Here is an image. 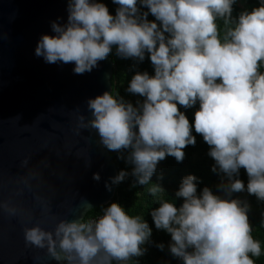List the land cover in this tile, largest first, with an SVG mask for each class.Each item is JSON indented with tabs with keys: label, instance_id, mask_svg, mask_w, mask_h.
Returning <instances> with one entry per match:
<instances>
[{
	"label": "clouds",
	"instance_id": "clouds-1",
	"mask_svg": "<svg viewBox=\"0 0 264 264\" xmlns=\"http://www.w3.org/2000/svg\"><path fill=\"white\" fill-rule=\"evenodd\" d=\"M113 3L115 15L99 0H68L67 23L53 22L55 35H42L35 48L47 63H74L78 75L91 72L113 48L118 56L141 62L149 54L154 75L136 72L127 88L143 101L134 106L105 91L86 101L91 118L79 115V128L95 130L109 151L126 152L131 175L145 186L160 161L173 156L182 162L183 149L195 144L193 125L178 105L187 109L198 102L195 132L210 148L212 170L227 178L222 190L228 196L245 191L236 178L243 168L247 193L264 201V0L237 18L232 16L236 0ZM149 12L159 24L147 19ZM128 174L120 171L112 184ZM93 179L99 181V174ZM195 180L183 178L176 192L184 198L180 207L159 198L160 206L151 211L155 227L171 235L170 252L183 264H256L253 257L262 249L252 236L248 203L222 198L208 187L197 195ZM148 192L157 197L164 189L152 184ZM0 207L16 212L7 204ZM101 209L96 218L61 219L52 230L25 227V242L66 264H127L144 255L148 223L116 202Z\"/></svg>",
	"mask_w": 264,
	"mask_h": 264
},
{
	"label": "water",
	"instance_id": "water-1",
	"mask_svg": "<svg viewBox=\"0 0 264 264\" xmlns=\"http://www.w3.org/2000/svg\"><path fill=\"white\" fill-rule=\"evenodd\" d=\"M67 8L68 0H0V204L16 210L0 207V264H64L26 244L24 228L85 218L116 193L112 156L78 121L91 118L88 99L112 92L111 58L78 75L74 63L35 55L42 35H55L52 23H67Z\"/></svg>",
	"mask_w": 264,
	"mask_h": 264
},
{
	"label": "trees",
	"instance_id": "trees-1",
	"mask_svg": "<svg viewBox=\"0 0 264 264\" xmlns=\"http://www.w3.org/2000/svg\"><path fill=\"white\" fill-rule=\"evenodd\" d=\"M99 2L106 4L112 15L116 14L118 5L113 3V0H99ZM258 6H260V0H236V3L233 5L232 16L233 18H237L240 12L244 10L250 11L252 8ZM138 7H140L141 12H148L146 7L140 6L139 4ZM147 19L149 21H155V17L150 12ZM155 22L159 24L158 21ZM218 24L221 35H223V22L218 21ZM109 57L114 64L113 75L110 80L112 94L121 96L125 101L131 102L136 106L137 102H142L144 98L129 93L127 88L132 76L136 72L147 71L149 75H154V67L151 64L149 54L146 53L145 59L141 62L122 58L116 54V50L113 48ZM261 71H264V68ZM178 107L193 125L192 135L195 137L196 142L194 145H188L183 149L185 155L182 162H177L173 156H167L164 160L160 161L148 185L143 186L136 183V178L131 175L133 165L126 161V152L109 151L104 147L112 156L118 174L120 171L129 173L121 183L117 184L116 193L110 203H119L129 215L141 216L151 228V236L142 246L146 249L144 255L133 258L127 264H183L182 259L173 256L170 252L169 245L172 243L171 235L166 230L155 227L151 211L160 206L158 203L159 198H163L174 203L175 206L180 207L184 202V198L177 197L176 192L179 190L183 178L188 175L196 177L197 195L202 193L204 187H208L213 194L219 195L222 198L240 199L248 203V216L252 226V236L260 242L262 249L260 257H253V259L256 264H264V201H260L254 195L247 193L248 176L243 168L239 170V175L236 178L244 182L245 191L232 193L231 196H228L222 190L221 185L227 182V178L218 170L216 172L212 170L216 162L208 155L210 148L203 140V137L195 132L194 114L199 108V103L197 102L192 108L187 109L179 105ZM152 184L160 185L164 189V193L158 194L157 197L150 195L148 189ZM110 203L102 207H107ZM99 215H102L101 207L89 211L85 216V220ZM159 245H163V248L158 247ZM189 250L191 251V249ZM64 264H66L65 261Z\"/></svg>",
	"mask_w": 264,
	"mask_h": 264
},
{
	"label": "built area",
	"instance_id": "built-area-1",
	"mask_svg": "<svg viewBox=\"0 0 264 264\" xmlns=\"http://www.w3.org/2000/svg\"><path fill=\"white\" fill-rule=\"evenodd\" d=\"M98 217V216H97ZM94 218H96V217H94ZM92 219V218H91Z\"/></svg>",
	"mask_w": 264,
	"mask_h": 264
}]
</instances>
